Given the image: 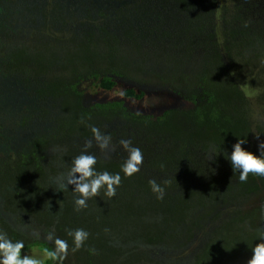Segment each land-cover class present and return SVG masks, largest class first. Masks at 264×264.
I'll return each instance as SVG.
<instances>
[{
    "label": "trees",
    "instance_id": "16d2710c",
    "mask_svg": "<svg viewBox=\"0 0 264 264\" xmlns=\"http://www.w3.org/2000/svg\"><path fill=\"white\" fill-rule=\"evenodd\" d=\"M254 1H121L96 18L83 14L84 27L75 37L65 35V21L56 13L48 21L53 25H45L46 40H26L7 53L2 49L0 83L29 88L37 118L54 130L49 140L32 139L25 152H0L4 215L66 240L62 264H158L148 250L178 240L183 226L189 239L193 231L211 228L187 264H247L264 237V176L250 173L241 182L229 156L238 140L257 156L264 142V25L242 15ZM150 11L169 16L162 18L170 28L150 23ZM174 26L181 34L171 31ZM146 40L158 47L162 68L156 73L143 54ZM236 78L248 83L253 97ZM94 83L110 90L127 85L123 97L138 100L144 93L137 89L154 83L179 106L152 115L134 113L117 100L88 101L83 89ZM12 120L18 129L25 127L20 116ZM93 126L111 137V150L127 156L94 155L95 170L119 173L121 182L115 196L106 195L105 185L78 210L76 198L57 184L78 155L68 148L53 150L51 142L67 147L77 140L85 147L90 141L88 151L96 153ZM121 140L143 153L140 171L131 177L122 171L128 152ZM44 146L52 152L41 153ZM152 180L164 189L162 199L152 191ZM6 221L0 218V231L13 242L23 241V250L40 247L47 253L44 264H61L48 255L54 242L27 237ZM77 229L89 236L72 251L68 232Z\"/></svg>",
    "mask_w": 264,
    "mask_h": 264
},
{
    "label": "rangeland",
    "instance_id": "374dc122",
    "mask_svg": "<svg viewBox=\"0 0 264 264\" xmlns=\"http://www.w3.org/2000/svg\"><path fill=\"white\" fill-rule=\"evenodd\" d=\"M121 1L124 4L128 0H0V51L4 49L5 53L10 52L26 40L33 42L46 40L45 30L48 28L45 27L53 25L49 24L48 21L49 18L56 16V13L62 14L65 21V35L75 37L84 27L83 14L90 13L92 18H96L95 16L98 13L103 14L110 12L112 9H117V7L122 5H120ZM151 6L153 5H148L150 8ZM242 15L246 19L258 20L264 25V0H255L252 4L245 6L242 9ZM148 17L150 18V23L155 21L162 23L164 29L170 28L168 20L162 18H170L166 14H159L155 17L152 11H150ZM139 29H141L140 26ZM171 31L181 34V27L174 26ZM154 37L156 38V36ZM154 40L153 38V42H155ZM153 42L146 40L141 46L143 54L146 56L147 67L151 72L156 73L162 66L156 58L158 47ZM170 46L181 45L174 44ZM1 55L0 53V59L2 58ZM236 79L238 85L241 86L246 95L249 94L248 96L253 97L254 93L248 88V83L245 80ZM148 85V87L137 89L144 93V97L141 100L124 98L122 89H125L127 85L123 86L120 83L118 89L113 88L111 90L101 87L97 83H94L93 87L86 85L85 89H83V95H85L88 101H121L128 110L142 114L154 115L163 109L179 106L178 100L172 95L165 94L161 89H156L154 83H149ZM29 91V88L14 85L8 81H3V84L0 83V152L2 153L25 152L32 139L40 140L43 137L49 140L53 136V125L41 123L37 118L33 104L28 97ZM13 116H20L26 122L23 129H18L19 127L13 123ZM31 116L34 119H31ZM51 143L53 150L68 148L75 155H80L85 151L82 142L77 140H73L67 147H63L64 142L54 143L52 141ZM50 152L52 151L48 150L46 146L42 147L41 153L49 154ZM87 152L90 153L88 149ZM90 154L117 155L122 159H126L125 157L127 156L122 150L117 152L110 148H100L98 152ZM66 177L67 175L58 176L57 184L61 190H66L72 197L77 199L79 194L73 192V186L62 187L63 184H66ZM0 218H5L6 222L27 237L35 238L44 244L48 242L46 235L35 229L29 223V220L21 219L16 223L17 217L15 215H4L1 204ZM184 229L185 226L181 227L178 240L171 242L172 240L166 239L157 247L150 248L148 250L149 255L151 253L152 255L150 256L158 264H187L190 262L194 254L193 251L198 248L202 241V234L210 232L211 228L193 231V237L190 239ZM36 249L42 251L47 256L46 251L40 247L29 249L27 254H34L37 251Z\"/></svg>",
    "mask_w": 264,
    "mask_h": 264
},
{
    "label": "clouds",
    "instance_id": "9594fccd",
    "mask_svg": "<svg viewBox=\"0 0 264 264\" xmlns=\"http://www.w3.org/2000/svg\"><path fill=\"white\" fill-rule=\"evenodd\" d=\"M93 137L101 149H108L111 143V137L101 133L99 128L91 127ZM246 141L238 140L233 145V150L229 156L233 171L239 170V180L246 182L249 174L264 176V142L258 145L260 155L257 156L250 151L245 150L242 145ZM120 144L128 152V158L122 166V171L125 176L131 177L140 171V166L143 163V153L139 147L132 145L130 140H121ZM92 147L89 141L85 145V151L76 156L72 161V166L67 173L66 184L73 186V192L78 193L79 196L75 203L78 210L86 206V201L99 194V190L107 186L106 195L108 197L115 196L116 187L120 185L121 176L119 173L111 174L108 171L97 172L95 165L97 163L96 157L87 152V149ZM152 191L157 194L158 199H162L164 189L155 181H149ZM14 228V227H13ZM15 229V228H14ZM16 230V229H15ZM68 235L72 236L75 243L76 251L83 246L84 241L88 238L89 233L84 229H77L74 232L69 231ZM49 242H54L55 250L48 253L49 257L53 260H59L62 264L63 260L67 258L68 243L66 240L55 237L52 235L46 236ZM25 245L23 241L13 242L8 238L7 233L0 231V264H42L39 259L30 257L28 255H21ZM95 253V249H91ZM253 255L247 264H264V237L261 242L257 243L252 250Z\"/></svg>",
    "mask_w": 264,
    "mask_h": 264
},
{
    "label": "crops",
    "instance_id": "0c3cea01",
    "mask_svg": "<svg viewBox=\"0 0 264 264\" xmlns=\"http://www.w3.org/2000/svg\"><path fill=\"white\" fill-rule=\"evenodd\" d=\"M29 249H31V248H29ZM29 249H25V250H22V253H21V255L23 256V255H28L27 254V252L29 251ZM37 250V249H36ZM35 254V255H34ZM31 253V255H28V256H30V257H33V258H36V259H39L41 262H42V264H44V260H45V258L47 257V256H45V254L42 252V251H35V253Z\"/></svg>",
    "mask_w": 264,
    "mask_h": 264
}]
</instances>
